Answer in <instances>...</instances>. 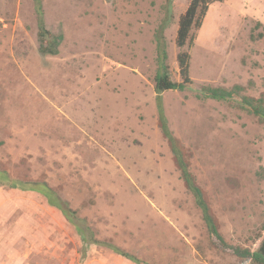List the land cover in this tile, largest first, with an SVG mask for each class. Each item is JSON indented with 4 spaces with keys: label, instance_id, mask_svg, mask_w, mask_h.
Returning a JSON list of instances; mask_svg holds the SVG:
<instances>
[{
    "label": "rangeland",
    "instance_id": "obj_1",
    "mask_svg": "<svg viewBox=\"0 0 264 264\" xmlns=\"http://www.w3.org/2000/svg\"><path fill=\"white\" fill-rule=\"evenodd\" d=\"M57 55L40 52L35 0H0V182L47 185L89 238L148 264H249L213 239L158 118L154 33L165 21L172 78L190 0H41ZM261 35V37H260ZM191 53L193 84L162 95L169 127L220 234L264 239V0L215 3ZM242 87L229 102L203 87ZM84 243L36 192L0 183V264H135Z\"/></svg>",
    "mask_w": 264,
    "mask_h": 264
},
{
    "label": "trees",
    "instance_id": "obj_2",
    "mask_svg": "<svg viewBox=\"0 0 264 264\" xmlns=\"http://www.w3.org/2000/svg\"><path fill=\"white\" fill-rule=\"evenodd\" d=\"M225 0H190L189 6L184 14L180 16L178 23V31L176 36V46L179 49L177 57L179 72L182 81L175 82L172 78L170 66L168 64V42L165 36L166 24L163 21L154 33V42L156 45V62L157 71L154 78V90L156 93V105L159 118V124L164 137L167 139L176 165L181 173V177L188 189L192 194L197 207L200 209L203 221L207 227L210 236L218 241L217 243L224 250L232 253L233 255L245 259L249 264H264V239L258 249L252 251L248 248H241L239 246L228 245L223 236L220 234L215 220L211 214L210 207L204 197L202 189L196 184L195 178L190 171L189 165L185 159V156L180 148L177 139L171 131L166 117L165 108L163 104L162 95L170 91H186L190 89L193 84L190 68H191V53L190 51L195 47L197 40V33L202 28L204 20L210 10V7L215 3H223ZM36 10L38 15L39 26V39H40V52L44 55H57L59 53V47L63 42V35H52L45 26L44 9L41 0H35ZM261 37V35H260ZM242 91V87L235 86L232 89L203 87L198 93V98L201 100H215L220 102H229L236 95H239ZM241 105L248 110L251 114L256 116L260 122L264 124V99L263 98H251L242 97ZM2 184H8L13 189H19L26 192H36L45 197L48 203L61 211L63 216L72 223L77 233L82 236L84 245V255L87 253L89 246L98 245L109 248L114 253L126 258L127 260L135 264H148L144 263L140 259L126 253L119 248L105 244L96 240L95 238H89L87 230L82 228L80 224L76 222V214L71 209L65 208L64 204L58 199L55 193L45 184H38L34 187H28L15 182H10L6 175H1Z\"/></svg>",
    "mask_w": 264,
    "mask_h": 264
}]
</instances>
